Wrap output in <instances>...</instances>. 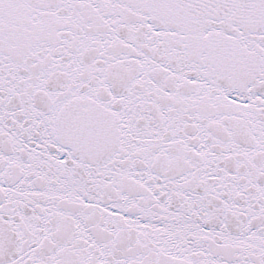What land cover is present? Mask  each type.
Returning a JSON list of instances; mask_svg holds the SVG:
<instances>
[{
    "label": "water",
    "instance_id": "obj_1",
    "mask_svg": "<svg viewBox=\"0 0 264 264\" xmlns=\"http://www.w3.org/2000/svg\"><path fill=\"white\" fill-rule=\"evenodd\" d=\"M0 264H264V0H0Z\"/></svg>",
    "mask_w": 264,
    "mask_h": 264
}]
</instances>
